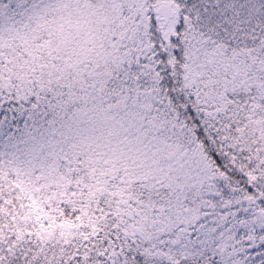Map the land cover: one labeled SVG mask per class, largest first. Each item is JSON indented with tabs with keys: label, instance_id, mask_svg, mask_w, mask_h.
Masks as SVG:
<instances>
[{
	"label": "snow or ice",
	"instance_id": "obj_1",
	"mask_svg": "<svg viewBox=\"0 0 264 264\" xmlns=\"http://www.w3.org/2000/svg\"><path fill=\"white\" fill-rule=\"evenodd\" d=\"M0 264H264V0H0Z\"/></svg>",
	"mask_w": 264,
	"mask_h": 264
}]
</instances>
